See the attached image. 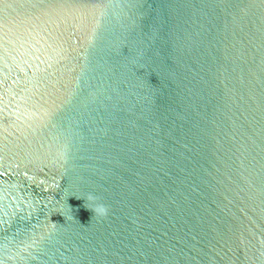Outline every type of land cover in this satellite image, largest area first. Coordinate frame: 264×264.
<instances>
[{
	"label": "water",
	"instance_id": "95a60500",
	"mask_svg": "<svg viewBox=\"0 0 264 264\" xmlns=\"http://www.w3.org/2000/svg\"><path fill=\"white\" fill-rule=\"evenodd\" d=\"M0 264H264V0H0Z\"/></svg>",
	"mask_w": 264,
	"mask_h": 264
},
{
	"label": "clouds",
	"instance_id": "9594fccd",
	"mask_svg": "<svg viewBox=\"0 0 264 264\" xmlns=\"http://www.w3.org/2000/svg\"><path fill=\"white\" fill-rule=\"evenodd\" d=\"M103 214H105V215H106V209L104 210Z\"/></svg>",
	"mask_w": 264,
	"mask_h": 264
}]
</instances>
